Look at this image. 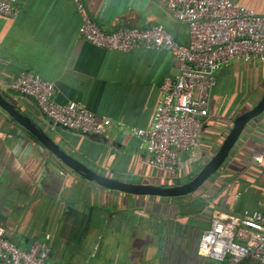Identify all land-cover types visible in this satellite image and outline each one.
Instances as JSON below:
<instances>
[{
  "label": "crops",
  "instance_id": "obj_1",
  "mask_svg": "<svg viewBox=\"0 0 264 264\" xmlns=\"http://www.w3.org/2000/svg\"><path fill=\"white\" fill-rule=\"evenodd\" d=\"M81 2L103 32L158 24L177 44H187L185 24L149 0ZM236 2L264 15V0ZM16 7L14 17L0 15V94L88 169L128 183L171 185L162 181L165 174L138 161L146 154L129 130L149 125L160 84L177 74L178 61L165 50L120 53L86 43L77 34L80 21L71 0H17ZM252 64L231 63L215 73L207 119L177 173L198 170L232 120L258 102L264 70L260 79L251 80ZM22 71L52 83L56 103H80L95 119H108L104 139L51 124L30 98L9 90ZM249 90L256 95L251 106L244 102ZM63 169L0 110V227L17 247L24 249L47 234L53 264H217L196 255L197 241L213 213L251 210L264 199V111L245 125L218 170L184 197L123 195L67 170L59 176Z\"/></svg>",
  "mask_w": 264,
  "mask_h": 264
},
{
  "label": "built area",
  "instance_id": "obj_2",
  "mask_svg": "<svg viewBox=\"0 0 264 264\" xmlns=\"http://www.w3.org/2000/svg\"><path fill=\"white\" fill-rule=\"evenodd\" d=\"M16 1L0 0V15L14 17ZM149 1L163 9L171 20L185 24V46L177 44L158 24L145 28L122 25L103 32L81 0H71L80 21L77 34L86 43L120 53L137 48L165 50L178 61L177 74L165 77L160 84V96L149 125L129 130L146 154L139 156L138 161L171 176L182 158L196 147L198 130L208 116L215 73L231 63H264V15L239 5L237 0ZM9 90L30 98L40 115L55 126L80 135L106 136L108 119H95L80 103H56L53 84L31 71L19 72ZM65 170H58L57 174L63 176ZM48 239L46 234L21 249L5 238L0 227V264H53L48 262ZM196 255L217 264H237L244 258L264 264V199L251 210L213 213L199 236Z\"/></svg>",
  "mask_w": 264,
  "mask_h": 264
},
{
  "label": "water",
  "instance_id": "obj_3",
  "mask_svg": "<svg viewBox=\"0 0 264 264\" xmlns=\"http://www.w3.org/2000/svg\"><path fill=\"white\" fill-rule=\"evenodd\" d=\"M0 110L3 111L17 126L32 137L46 152H48L67 171L75 174L89 184L134 197L179 198L194 193L211 177L227 158L245 125L264 111V92L258 102L247 111L236 116L225 137L213 155L187 181L179 184L162 185L151 183H128L102 176L77 160L68 156L42 130L37 128L13 104L0 94ZM88 139H104L103 136L83 135Z\"/></svg>",
  "mask_w": 264,
  "mask_h": 264
},
{
  "label": "rangeland",
  "instance_id": "obj_4",
  "mask_svg": "<svg viewBox=\"0 0 264 264\" xmlns=\"http://www.w3.org/2000/svg\"><path fill=\"white\" fill-rule=\"evenodd\" d=\"M252 67V68H251ZM261 69L264 70V63H253L252 66L250 65V72L252 75L249 74V79L256 80L258 77L260 79L259 73L261 72ZM253 90H249L247 95L244 98V102H248L247 106H251L253 103H256V95L253 96ZM258 95V94H257ZM194 168L190 167L185 173L176 172L175 175H162L163 180L165 184H177V182H185L189 180L196 172ZM158 173H155V177H157ZM160 175V174H159ZM154 178V177H153ZM155 179V178H154Z\"/></svg>",
  "mask_w": 264,
  "mask_h": 264
},
{
  "label": "trees",
  "instance_id": "obj_5",
  "mask_svg": "<svg viewBox=\"0 0 264 264\" xmlns=\"http://www.w3.org/2000/svg\"><path fill=\"white\" fill-rule=\"evenodd\" d=\"M177 169V168H176ZM197 170V169H196ZM177 172V170H176ZM182 183V182H177V184ZM237 264H254L253 261L249 258H244L242 259L240 262H238Z\"/></svg>",
  "mask_w": 264,
  "mask_h": 264
}]
</instances>
